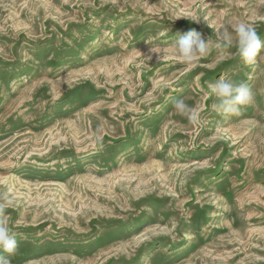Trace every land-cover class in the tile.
I'll use <instances>...</instances> for the list:
<instances>
[{"label": "rangeland", "instance_id": "374dc122", "mask_svg": "<svg viewBox=\"0 0 264 264\" xmlns=\"http://www.w3.org/2000/svg\"><path fill=\"white\" fill-rule=\"evenodd\" d=\"M239 21L264 40V0H0L12 264H264V48L215 46ZM191 29L209 52L186 65ZM221 78L254 93L239 115L214 109Z\"/></svg>", "mask_w": 264, "mask_h": 264}, {"label": "clouds", "instance_id": "9594fccd", "mask_svg": "<svg viewBox=\"0 0 264 264\" xmlns=\"http://www.w3.org/2000/svg\"><path fill=\"white\" fill-rule=\"evenodd\" d=\"M192 21L199 23L201 20L196 17L192 18ZM215 46L221 50L235 47L239 59L245 65L253 66L258 53L264 48V40L255 26L239 21L222 27ZM172 47L179 63L193 65L209 52V39L205 42L199 32L191 29L178 35ZM209 87L210 94L216 98L214 109L221 115H239L242 107L251 105L254 101V93L245 83L237 84L221 78L215 83H210ZM173 108L178 115L186 117L192 123L199 119L198 114L183 99H176ZM0 200L4 201L0 203V264H12L11 257L17 254L19 245L7 220L3 218L5 203L10 201L6 195H0Z\"/></svg>", "mask_w": 264, "mask_h": 264}]
</instances>
